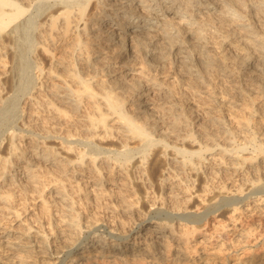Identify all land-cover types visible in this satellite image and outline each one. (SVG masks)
Listing matches in <instances>:
<instances>
[{
    "label": "bare ground",
    "instance_id": "obj_1",
    "mask_svg": "<svg viewBox=\"0 0 264 264\" xmlns=\"http://www.w3.org/2000/svg\"><path fill=\"white\" fill-rule=\"evenodd\" d=\"M33 1L36 0H0V68H4L8 64L6 61L8 57L10 62L8 65H11L6 70H0V78L8 77L7 80L2 81L3 87L5 82L9 80V83L6 82L5 89L8 88V90L6 89L5 94L14 90L17 93L20 92V95H28V99L35 101V105L42 106L41 102H43L44 110H40L50 113L48 119L44 118L47 124L48 122L50 125L56 123L53 122V119H56L57 116L62 119L66 118L67 133H65V136L63 135L64 137H58L60 136L56 133L58 131H53L55 134H52L53 132H50L49 126L46 129L42 127L43 133H38L31 129L27 130L26 127L18 128V133H12L8 141V150L10 154L15 155L16 160L13 161L7 157H2L1 159L0 186L7 185V187L0 190V205H8L13 186L19 187V190L23 192L30 191V196L36 192L42 193L51 182L39 183V180L41 181L39 178H42L44 174L59 175L53 172L52 168H44L43 165L59 167L61 171L65 167L74 166L75 168H80L86 174L94 173L99 176H101L103 171L102 165H106V168L110 169L111 174L121 172L127 179L129 178L132 181L134 180V174L139 173L151 184V187L155 185L160 188L168 180L165 175L169 173L167 170L171 169L172 164L179 169L186 168L196 172L198 164L207 159L204 154L214 149L218 150L219 155L222 156L226 152L231 154L234 152L239 153L244 151L245 147H252L253 151L251 154L248 153V155L242 156L241 160L243 163L257 159V154L264 155V143H262L263 141L258 143L255 140L254 133L244 141L242 146H237L238 149L236 148L237 150L234 151L233 149H228V143L233 137L229 128H225V131L220 129V132H216L217 130L215 131L214 129L211 133H208L205 127L203 136H201L202 140L200 138L198 140L196 138L198 137L197 134L195 136L192 134L193 132L184 133L187 131L185 128L188 126L186 122L182 121L180 125L174 124L177 118L172 119L173 124L171 119L168 123V120L165 122L162 116L165 113H169L168 111L170 110L165 109L166 112L160 116L153 109L155 105H153V108L151 107L155 98L156 100L168 102L169 98L174 100L176 97L171 95L179 96L184 93L180 91V94H178L179 92L172 93L166 86L167 83L160 79L168 75L169 68H174L175 65L184 66L185 69L182 67L184 70H179L176 76L177 82L183 83L186 77H192L202 83L200 88L204 90L210 85V80H206L200 75V71L207 66L209 67L211 62L216 61H218V68L216 69L232 67L231 69L234 73L240 68L246 70L247 73L245 74L248 76L246 75L247 77H245L251 79L252 86H254L253 89L257 92L256 94L264 97V0H248L249 2H246V0L247 5L243 4L241 0H65L60 4L45 5V8L40 9L45 15L35 25L39 29L37 35L42 39L37 42L39 45L37 56L39 58L36 59L38 72L36 79L39 80L36 86L37 95H45L44 99L41 98V102L37 100L36 97L38 96H33L30 92L29 85L23 86L21 82L16 87L17 83L13 78L14 70L15 68L19 69V62L22 60L20 33L32 19L30 17L25 18V15ZM257 13L260 15L256 18L254 16ZM254 18L257 22L253 25L254 27H251L249 23ZM223 21L237 28L223 30L221 26L222 29H219L220 33L222 34V30L225 33L220 34L218 38L213 37L211 34L216 33V30H218L217 26L220 27ZM215 24L217 25L215 26ZM70 30L74 31L73 36L69 38L71 47L64 52L66 48L62 46L60 48L56 47L58 40L55 38L54 32L61 31L59 35L65 39L64 36ZM237 31L242 33L240 34L243 35L242 39H240L241 36L239 37ZM208 34L216 41L207 42ZM227 45L235 51L231 52L230 47H228L230 51H227ZM210 52H213L218 60L210 61L209 58L212 59L210 57L212 54L209 55ZM169 56L172 57V60L169 59ZM43 63H46V66ZM214 64L216 65V63ZM239 72L241 71L239 70ZM48 78L51 79L49 81H54V83L46 89L45 81ZM213 90H208L210 91L209 94L215 95ZM181 99L178 98V104L180 101H184ZM3 100L2 98L0 101L2 102ZM176 100L177 98L174 102H177ZM164 105L167 104L164 103ZM70 107L76 113V118L74 119H72L74 116L71 118L72 115L70 116L68 112ZM185 110L188 113L190 111L189 108ZM38 111L35 110L33 112L38 113ZM70 119L72 121H69ZM213 123L216 125L215 122ZM222 123L219 125H222ZM208 125L206 126L208 127ZM65 126L64 129H66ZM199 126L201 128L202 125ZM80 131L85 134V136H81V139L79 137L74 141L68 139L79 136L75 133ZM213 133H224L225 144L222 145L218 142L215 138L217 136ZM26 135H28L27 138L32 144L30 146L31 152L26 154L18 153L19 149L14 139H19ZM219 137L218 135V139H223ZM50 138L62 140L66 144L64 148L65 154L73 153V156L59 155L54 146L46 144L47 141L51 140ZM93 139L96 142L92 141ZM231 145L233 146V144ZM21 162H23V165ZM238 163L236 162L237 165ZM178 168L175 170L179 171ZM257 168L255 170H259ZM75 171L76 169L71 172ZM245 174L247 173L245 172ZM252 178L253 176H251ZM20 179L24 180L20 181ZM253 182L252 180L251 183ZM256 182L258 181H255L254 185ZM39 185L41 187H38ZM62 185H59L61 189H55V193L61 202L60 204L64 203V206H66L61 205L62 208L64 207L70 213L72 206L66 203V195H62L64 187ZM165 185L167 184L165 183ZM245 188L247 187L243 189ZM243 191L241 190L242 193ZM27 193L29 194V192ZM253 193L258 194V192H252L251 194ZM169 195L165 193L164 196L161 193L157 199H162ZM216 198L218 199V196ZM225 201L227 204L223 203L228 206L226 208V216L230 219L233 213L238 210L237 203L240 200L237 197L226 198ZM155 203L152 205H155ZM8 209L10 214L19 216L16 208ZM171 209L166 206L167 214L164 213L165 218H158L160 214L157 210L153 212L150 217L156 219L151 226L142 227L141 225L136 231L128 229L129 232H134L130 236L131 242H129V246L131 250L129 249L128 251L118 249L116 247L118 243L112 242L117 238L120 239L121 236L124 237L125 234L121 231L119 233L118 229H109L106 232V226L105 229L100 230L102 228L100 226L88 225L85 231H91L93 234L89 241L83 243L84 241L76 237V232H79L81 228L78 223L80 215L77 212L73 215L61 214L60 223L65 226L64 230L70 236H73L64 256L71 257L68 264H85V262L87 264L90 258L91 261L96 263L104 260V258H110L111 260L108 262L113 264H138V261L144 257L159 260L163 255L167 257L166 260L169 264H188V261L184 262L181 258H178V254L171 252L168 245L167 238L174 236L172 220L176 216L175 214H178L175 212L177 210L169 211ZM162 210L159 209L160 212ZM168 212L174 215H170ZM189 216L191 215L177 216L179 217V222L184 220L183 230H181L182 232L180 231L181 235L179 234L182 236L181 242L183 245H186L187 241L197 234L205 235V233H209L210 218L215 215L205 216L204 218L197 216L201 220L194 218L190 222L187 219ZM216 220L217 226L220 227V230H223L226 227L223 221ZM250 222H243V224L238 226L243 232L249 233L248 228L252 226ZM257 222L260 225L261 233H263L264 219L258 217ZM189 223L191 225H188ZM31 228L30 226L26 227L25 233H22V235L29 232ZM215 230L218 231V228ZM105 233L109 235L111 241L105 240ZM252 233L249 234L251 235ZM39 236L42 237V234ZM9 247L17 249L19 255L30 254V246L28 244L11 243ZM123 248L127 249L128 246L124 245ZM42 252L45 251L42 250ZM49 255L51 258L54 257L52 254ZM64 258H60L57 264L64 263ZM80 259L85 262L80 261ZM235 259L232 260L233 264H264V248L248 249L242 256H237ZM9 260H0V264H27V262L30 264V261H23L25 259L21 257L17 263ZM201 260V262L192 261L189 264H229L226 260L218 262L208 257L201 258ZM72 261L74 263H71ZM162 263L165 264V262ZM52 264H55V262Z\"/></svg>",
    "mask_w": 264,
    "mask_h": 264
},
{
    "label": "rangeland",
    "instance_id": "obj_2",
    "mask_svg": "<svg viewBox=\"0 0 264 264\" xmlns=\"http://www.w3.org/2000/svg\"><path fill=\"white\" fill-rule=\"evenodd\" d=\"M62 1L65 0H40V2L39 0L33 1L31 3V6L29 7L30 9L25 15V18L30 17L32 19H30V22L26 24V26L21 30L20 33L22 60L19 62V69L15 68L13 78L17 83L16 87L21 82L23 86L29 85L30 92L33 94V96H38L36 98L37 100H39V102L44 99L45 95H37L38 93L36 90V86L39 81L36 79V75L38 74L36 59L39 58V56H37V50L39 49V45L37 44V42H40L42 39L39 35H37V33H39V29H37L35 25H37L36 23L40 21L45 15L41 12L40 9L45 8V5L55 3L60 4ZM245 1L246 0H241L243 4L247 5L248 3L246 4V2L249 1ZM36 15L38 16L34 17ZM259 15L260 14L257 13L254 17L257 18ZM251 22L249 23L250 26L254 27L253 25L257 21H255L254 18ZM226 23L227 22L223 21V24ZM223 24L220 25V27L217 26L218 30H216V33L211 34L213 37L218 38L220 36L221 33L219 29L223 28V30H230L231 28H237L233 25ZM216 25L217 24H215V26ZM71 30H73V28H71ZM71 30L64 36L65 39H63V37L59 35L61 34V31L54 32L55 38H57L58 40L56 43V47L60 48V46H62L63 48H66L64 52L66 50L68 51L71 47V40L69 38L74 34V31ZM223 30L221 31L222 34L225 33V31ZM238 34L239 37L241 36L240 39H242L243 35H240L242 33L238 32ZM211 35L208 34V39H206L207 42L211 43V41H216V39L211 38ZM226 47L227 51H235L229 45H227ZM228 47H230L231 49L229 48V50ZM213 54V52L209 53L210 57H212V59L209 58L210 61L218 60L217 56ZM171 58L172 57L169 56V59ZM6 61L8 64H10L9 57ZM213 63H216V65H213ZM8 64L4 68L1 67L0 70L3 71L8 69L9 66L11 67V65ZM43 64L44 66H46V63ZM217 64L218 61L211 62L209 67L207 66L206 68H204V70L200 71V75H202L206 80H210V85H208V87L204 90L200 88L202 83H200L198 80H194L192 77H186V80L183 83L177 82L176 76L178 75L179 70L181 71L185 69L184 66L175 65L174 68H169L168 75L160 79H163V81L167 83L166 86L170 91H172V93L180 91L184 92V95L182 93V95H179L182 99L178 95H171L176 97L174 98V100H171V98H169L168 102L158 99L156 100L155 98V100H153L152 102L153 104L151 107L153 108V105H155L153 109L156 111V114L160 116L164 114V112H166L165 109L172 111V113L174 112L176 115L168 111L169 113H165V115L162 116L165 122L168 120V123L172 119L176 118L177 121L175 120L176 122L174 121V124L180 125L182 121L186 122L188 126L186 127L187 129L185 128V130L187 131L184 133L193 132V135H198V137H196L198 140L199 138L200 140H202L201 136H203L202 134L205 127L208 133H211L214 129L215 131L217 130L216 132H220V129H224L223 131H225V128H229L232 131V138L235 139L231 138L230 143H228V149H233L234 151L237 150V146H242L244 144V141L252 136L253 133L255 136V140H257L258 143H261V141H263L262 143H264V97H260L256 94L257 92L255 91V89H253L254 86H252L253 83L251 79L249 77L246 78L248 76L247 74H245L247 73L246 70L240 68L234 73L231 69L232 67L226 69H216L218 68ZM239 70L241 72H239ZM229 72L231 73L229 74ZM7 79L8 77H5L3 79L0 78V90H2L0 94V100L2 98L4 99L2 102L0 101V166L2 157H7L9 159H12L13 161L16 160L15 155L10 154V151L8 150V141L11 138L12 133L19 132L18 128L26 127L27 130L31 129L35 132L43 133L44 130H42V127L46 129L49 126L51 129L50 132H59H56L57 135H60L58 137H64L66 135L65 133H67V128L65 126V121L67 120L66 118L62 119L57 116L56 119H53V122L56 123L52 122L53 124L50 125L48 122L47 124L44 118L48 119L50 117V113L47 111H43V102H41L42 106L35 105V101L29 100L28 95H20V92L17 93V91L14 90H11L8 92V94H5L6 89L8 90V88L5 89V87L7 83H9V80L6 81L7 83L5 82L4 87L2 81ZM49 80L51 79L48 78V80L46 79L47 82L45 81L46 89H48L49 86L51 87V84L54 83V81ZM210 89H214L213 91H215V95L209 94L210 91L208 90ZM180 92L178 94H180ZM176 98L177 102H174ZM178 98L184 101L179 100L180 102L178 104ZM170 102H173L172 104L174 105H172ZM164 103H166L167 105H164ZM170 105L172 107L167 108V106ZM70 108H68V112L70 116L72 115L71 118L74 116L72 118L74 119L76 118V113L75 111L73 112L72 108ZM187 108H189L190 110L189 113L185 110ZM35 110H39L38 113H34L33 111ZM253 110L255 111L253 112ZM160 112L161 114H159ZM166 114L169 115L166 116ZM179 118L182 120L180 121ZM69 121L72 120L70 119ZM247 121L249 122L247 123ZM210 122H215L216 125H214V123L212 125V123ZM218 122L223 123L222 125H219L220 123ZM24 123L26 124L23 125ZM199 125H202L201 128H199ZM206 125H208V127ZM64 126L66 129H64ZM79 133H75L79 136H75L74 138L71 137L68 139L74 141L77 137L81 139V136H85L83 132L80 131ZM52 134H55V132H53ZM213 134L217 136L215 138L218 142H220L222 145L225 144L224 133H222L224 134L223 136H221V133ZM218 135L220 136L219 138L223 139H218ZM27 136L28 135L24 137L22 136L19 139H14L19 149L18 153L26 154L28 152H31L30 146L32 144ZM50 139L51 140L47 141L46 144H48L49 146H54L59 152V155H67L70 157L73 156V153L65 154L64 148L66 144L62 140H60L59 138ZM92 141L96 142L95 139H93ZM231 144H233V146ZM252 151V147L248 146L245 147L244 151H240L239 153L234 152L231 154L230 152H226L222 156H220L219 151L214 149L209 153L204 154V157H206L207 159L204 162L202 161L203 163L201 162L200 164H198L196 172L194 170L191 171L186 168L179 169L176 165L172 164V167L169 166L171 167V169L167 170L169 173L165 175L168 179L165 181L167 185H165L164 183V185L162 184L160 188L155 185H152L151 187V184H149V182L139 173L134 174V180L132 181H130L131 179L129 180V178L127 179L121 172L117 171L118 173L111 174L110 169L106 168V165H102L103 171L101 176L94 173L86 174L82 170H80V168H75L74 166L65 167L64 169L62 168L63 171H61L59 167L55 168L50 165H43L44 168H52L53 172L59 174H57L59 177L44 174L42 178H39L41 179V181L39 180V183H45L46 181H50L51 183L48 187L45 188L42 193L36 192L34 193V195L32 194V196H30V191L23 192L19 190V187L13 186L11 192L12 195L9 197V202L7 201L8 205H0V260L4 261L11 259L9 260L10 262L17 263L19 258L21 257L25 259L23 261H30V264H52L53 262L57 264L60 258L63 259L65 257V261H63L64 263L61 264H68L71 257H66L64 256V254L67 252V248L70 246L69 243L71 242L73 236H70L68 232L64 230L65 226L60 223L59 219L61 218V214L66 215L67 213L73 215L76 214V212L80 215L78 223L81 225V228L79 229V232H76V237L79 240H82L84 241L83 243H85L91 239L93 233L91 231H85L88 225L100 226L102 227L100 228V230L105 229L106 226V232L109 229H118L117 231H119V233L121 231L123 234H125L124 237L121 236L120 239L117 238L112 242L118 243L116 246L118 249H125V251H128L131 248L129 246V242H131L130 236L134 233L129 232L128 229L136 231L139 227H141V225L142 227L153 225L154 223L152 222H154L156 218L150 217L151 214L157 210V212L160 214L158 218H165L164 213L167 214V210H165V208L166 206H168L170 207V209L172 208L169 211L177 210L175 212L178 213L175 214L176 216L172 220V230H174V236L167 238L171 252L178 254V258H181L184 262L188 261V264L192 261L201 262V258L204 257L215 259V261L218 262L221 260H226L227 262H229V264H233L232 260L237 258V256H242L244 252L248 251V249H259L261 247L264 248V232L261 233L260 225L257 222L258 217L260 219H264V198H262L264 197V155L257 154V159H253L252 162H250V160L243 163L241 160L242 156L248 155V153L251 154ZM236 162H239L240 164L238 163L237 165ZM21 164L23 165V162H21ZM177 168L179 169V171L175 170ZM198 168L200 174L198 173ZM256 168L259 170H255ZM75 169V172H71ZM104 169H107L109 171ZM176 171L178 172V174ZM255 171L257 172L255 173ZM245 172L247 174H245ZM195 174L198 175L195 176ZM203 174H206L207 177H205L206 175ZM251 176H253L252 179ZM194 178L197 180H195ZM22 180L24 179H20V181ZM252 180L254 181L253 183H251ZM249 181L250 183H248ZM255 181L258 182H256V184L254 185ZM60 183H62L63 185ZM59 185L64 186L62 189V195H66V203H68L69 206H72L70 213L65 210L64 207L66 206H64V203L60 204L61 202L59 201V198L55 193V189L59 188ZM6 187L7 185H4L0 190H2L3 188L6 189ZM38 187L41 186L39 185ZM244 187L247 188L243 189ZM240 189L244 190L243 193ZM27 192H29V194ZM164 192L170 195L162 199H157V197H159L161 193L165 196ZM252 192H258V194H251ZM217 196L218 199L216 198ZM220 197L222 198L220 199ZM237 197L240 200L237 203L238 205L236 204L239 207V211L237 210L236 213H233V215L229 219L226 216V208H228V206L225 205L227 204L225 199ZM44 199H46L45 202H43ZM219 201L220 203H218ZM157 202L160 204H158ZM153 203H155V205H152ZM170 203L171 205H169ZM61 205H63L64 207L62 208ZM8 208H16L19 212V216L10 214ZM158 208L160 210H163L160 212ZM168 214L170 213L168 212ZM180 215H191L189 216V218L187 217V219H189V222L194 218L201 220L200 218H198L200 216H202L203 218L205 216H215L213 218H210L211 223H209L208 227L210 229L209 233H205V235L197 234L195 237L190 238L187 241L186 245H183L181 242L182 236H180V231L183 230L184 220H181L179 222V217L177 216ZM215 217L216 219L223 221V224L226 226L223 230H220V227L217 226V220L215 219ZM213 220L215 221L213 222ZM248 220L251 221L250 223H252V228H248L249 233L253 232L251 235L249 233L243 232L242 229H240L238 226L239 224H243V222L249 223ZM188 225H191V223H189ZM28 226L32 228L25 235H22V233H25V228ZM217 228L218 231L215 230ZM127 233L129 234L126 236ZM41 234L42 237L39 236ZM104 237L106 241H111L109 235L106 234ZM11 243L25 245L28 244V246H30V254L25 256L22 254L19 255L17 249H11L9 247ZM123 244L127 245L128 248H123ZM42 250H44L45 252H42ZM49 254L54 255V257L51 258ZM17 255L20 257H18ZM90 259L87 264H113L111 262H108L111 260L110 258H104V260L98 261V263L91 261ZM166 259L167 257L164 255L159 260L144 257L143 259H141L142 261L140 260L141 262L138 261V264H164L162 262H165V264H169ZM80 261L85 262L83 259H80ZM28 263L29 262H27V264ZM71 263H74V261H72Z\"/></svg>",
    "mask_w": 264,
    "mask_h": 264
}]
</instances>
